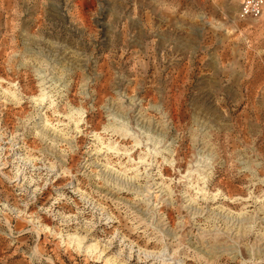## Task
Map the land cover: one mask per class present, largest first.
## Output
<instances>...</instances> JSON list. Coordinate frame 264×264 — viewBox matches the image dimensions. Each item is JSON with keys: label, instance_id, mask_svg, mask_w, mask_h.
I'll use <instances>...</instances> for the list:
<instances>
[{"label": "rangeland", "instance_id": "obj_1", "mask_svg": "<svg viewBox=\"0 0 264 264\" xmlns=\"http://www.w3.org/2000/svg\"><path fill=\"white\" fill-rule=\"evenodd\" d=\"M241 1L0 0V264H264Z\"/></svg>", "mask_w": 264, "mask_h": 264}, {"label": "built area", "instance_id": "obj_2", "mask_svg": "<svg viewBox=\"0 0 264 264\" xmlns=\"http://www.w3.org/2000/svg\"><path fill=\"white\" fill-rule=\"evenodd\" d=\"M263 0H242L240 3V18L241 19H257L263 13Z\"/></svg>", "mask_w": 264, "mask_h": 264}, {"label": "bare ground", "instance_id": "obj_3", "mask_svg": "<svg viewBox=\"0 0 264 264\" xmlns=\"http://www.w3.org/2000/svg\"><path fill=\"white\" fill-rule=\"evenodd\" d=\"M74 240H75V239H74ZM72 242H73V241H72ZM78 243H79V242H78ZM78 247H79V246H78ZM81 249H82V248H81ZM86 250H87V251H86ZM86 250H85L86 252H91V251L93 250V247H87Z\"/></svg>", "mask_w": 264, "mask_h": 264}]
</instances>
